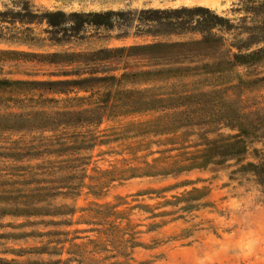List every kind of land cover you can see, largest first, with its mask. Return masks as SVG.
<instances>
[{"label":"rangeland","instance_id":"374dc122","mask_svg":"<svg viewBox=\"0 0 264 264\" xmlns=\"http://www.w3.org/2000/svg\"><path fill=\"white\" fill-rule=\"evenodd\" d=\"M245 2L246 0H0V12L7 13L15 22L4 25V30L0 33V52H12L7 57H0V80L38 82L33 88H26L33 89L29 90L31 95L28 97L36 100L42 96L58 100L54 110L86 108L85 103L68 101V98L88 96L82 89L104 92L164 85L153 81L144 85V77L138 74L159 70L168 60L183 57L200 63L207 62V56H218L215 53L218 49H207L206 45V49L171 55L164 49L147 50V46L190 42L210 35L222 37L227 48L233 44L232 34L219 28L206 31L201 22L209 17L207 13L183 10L207 9L236 24L245 16ZM176 10L183 12L169 13ZM55 12L65 14L66 18H46L47 13ZM73 14H100L104 16L99 19L103 24L80 26L75 18H67ZM251 19L256 20L259 27L257 32L260 34L264 29V15H248L246 22L249 27H253ZM62 21L63 25H60ZM48 22L58 25L52 26ZM246 33L247 31L242 34V38H249ZM91 53L97 55L95 65H91L87 58L69 57L70 54ZM222 55L224 54L220 56ZM68 60L76 62L68 65ZM64 72L77 73L79 77L63 76ZM262 78L264 62L217 74L172 80L167 85H179V89L182 86L185 90L208 91L215 86L218 89H229L242 80L246 83L240 84L239 88L226 90L230 100L240 97L248 107L263 108ZM116 80H119V83ZM58 92H66L67 95ZM8 98L9 95L0 93V114L20 112L6 102ZM152 116L153 114H131L104 118L98 128H94L102 143L90 152L82 154L89 157V160L87 166L83 167L85 178L79 196L65 199L57 196L53 201L59 204H75L76 208H86L91 204L114 205L116 211L122 214L120 220L115 219V223L122 229L123 240H128L121 249L127 256H118L117 261L129 260L133 264H264V187L252 183L254 179L250 175H231L234 162H229L221 168L194 171L179 177L122 180L129 174L127 168L138 164L131 159L127 146L141 139H123L121 133L128 124L143 122ZM77 128L80 134H86L93 129L84 125ZM220 132L230 133L226 129ZM259 135H264V130H261ZM54 136L53 132L35 129L0 131V176H3L0 178V186L8 188L7 181L12 174L29 176L33 167H47L49 161H56L53 165L57 168L71 166L70 163L62 162L68 157L57 158L45 150V146L52 145L53 141L49 139ZM145 140L154 142L157 139L154 137ZM149 147L151 152L159 148L154 144ZM253 150H258V153ZM137 156H143L147 161L158 157L157 154L149 156L148 150L140 151ZM244 159L248 162L264 163L263 137L249 142ZM12 167L14 171L9 169ZM103 171L113 172L102 176V194L94 196L90 194L87 186L96 183L92 178L98 177ZM9 173L11 175L8 176ZM72 173L70 169L62 168L55 180L42 177V183L49 185L55 181L59 185L76 184L78 180L71 178ZM14 177H11V180L24 181L23 187L33 186L28 185L33 182L29 178ZM230 177L234 180H230ZM184 182L192 184L182 186ZM165 188L170 189L159 197L156 193L144 195L149 190ZM193 188L208 189L207 198L193 203L207 205L183 212L181 209L191 204L190 200L198 195L189 196L185 198L186 202L180 203L173 198L185 195ZM138 193H142L141 196H136ZM162 212H169L170 215L151 218L152 214ZM80 216L87 218L90 213H77L74 219ZM19 222L21 220L10 218L0 220V224ZM162 223L164 225H161ZM152 224L160 227L152 232H145L148 226H154ZM74 228L80 230L87 226L78 225ZM5 232L13 231L9 228L0 229V233ZM131 240L141 246L130 250ZM37 245L33 239L18 242L2 240L0 258L14 259L13 255L2 253L4 250ZM103 255L104 253L97 257ZM111 261L114 260H108L107 263Z\"/></svg>","mask_w":264,"mask_h":264},{"label":"trees","instance_id":"16d2710c","mask_svg":"<svg viewBox=\"0 0 264 264\" xmlns=\"http://www.w3.org/2000/svg\"><path fill=\"white\" fill-rule=\"evenodd\" d=\"M244 6L245 16L241 17L236 24L207 9L183 10L207 13L209 17L201 22L204 25V30L211 31L219 28L225 33L232 34L233 44L226 48L222 37L216 38L209 35L207 38L190 42L147 46V50L164 49L171 55L194 49H206V45H208L207 49H218L215 52L218 56H207L209 57L207 62L200 63V61L183 57L168 60L166 64H162L163 68L159 70L138 74V76L144 77V85L150 84L151 81L164 85L139 89L121 88L104 92L82 89L81 91L88 93V96L68 98V101L85 103L86 108L77 110L57 108L54 110L53 107L58 104V100L46 99L42 96L36 100L28 97L31 95L29 90H33V86L38 82L0 80V93L9 95L10 98L6 102L20 110V112L0 114V131L35 129L55 133V136L49 139L53 141L52 145L45 146V150L57 158L68 157L62 162L70 163L71 166L62 168L70 169L73 172L72 176L70 175L71 178L78 180L76 184L59 185L55 181L50 182L52 184L49 185L43 184L42 177L55 180L58 171L62 169L53 165L56 161L47 162L49 165L47 167H43V165L33 167L29 176L7 174L18 179L29 178L33 182L28 185L33 186L23 187V180H11V177L7 181L8 188H5L4 185H2L3 188L0 186V220L4 218L21 220L16 224H0V229L9 228L13 231L0 233V241L18 242L33 239L38 245L4 250L2 253L11 254L14 259L0 258V264H133L129 260H116L118 256H127L121 249L124 248L123 246L128 240H123L122 229L115 223V219L120 220L122 214L116 211L114 205L91 204L86 208H76L75 204L54 202V198L57 196L64 199L79 196L85 178L83 167L87 166L89 160V157L82 154L90 152L96 145L102 143L94 128H98L106 117L153 114L149 120L128 124L121 133L123 139H141V141L127 146L131 159L138 164L129 166L127 168L129 174L122 180L142 177H179L192 171L221 168L229 162H234V170L231 175H250L254 179L252 183L264 187V163L248 162L244 159L249 149V142L255 138H264V135H259L260 131L264 130V107H248L240 97L231 101L226 91L239 88L240 84L246 82L239 80L237 85H233L229 89H218L215 86L208 91L185 90L182 86L179 89V85H167L172 80L180 81L193 76L217 74L264 62V29L259 34L257 32L259 27H257L255 19H251L250 22L253 27H249L246 22L248 15L255 17L264 15V0H246ZM183 11L176 10L169 13ZM55 17L66 18L65 14L60 12L46 14L47 19ZM103 17L100 14H73L67 18H75L78 20L76 21L78 25L84 26L102 25L103 23H100L99 19ZM14 23L7 13L0 12V33L4 30V25ZM48 23L52 26L58 25L53 22ZM60 25H63V21ZM245 31L249 38H242ZM0 39H2L1 34ZM10 53L12 52L2 51L0 57H7ZM221 54L224 55L220 56ZM96 56L95 53H91L89 55L70 54L69 57L87 58L91 65H95ZM74 62L76 61L68 60L66 64L70 65ZM164 66L167 67L164 68ZM62 75L79 77L77 73ZM116 81L119 83V80ZM261 81H264V78ZM27 87L32 88L26 89ZM58 93L67 95L66 92ZM81 125L93 129L86 134H80L77 127H81ZM223 129L230 133L222 134L220 131ZM154 137L157 139L154 142L145 140ZM153 144L159 148L151 152L149 146ZM147 150L149 156L157 154L158 157L147 161L143 156H137L140 151ZM253 151L258 153V150ZM173 152L176 153L169 155ZM9 169L14 171L13 167ZM112 172L103 171L99 173L98 177L92 178L96 183L87 186L90 194L100 196L104 188L101 178L103 175L112 174ZM2 177L0 176V178ZM186 184L190 185L192 182H184L182 186ZM168 189L170 188L149 190L144 195L156 193L159 197ZM207 192L206 188L200 190L193 188L185 195L173 199L180 203L186 202L185 198L189 196L198 195L190 200L189 203L192 205L188 204L181 209L183 212H190L207 205L206 203L193 204L203 200ZM141 194L138 193L136 196H141ZM83 212H89L90 216L87 218L80 216L78 219H74L77 213ZM168 215H170L169 212H162L152 214L151 218H163ZM78 225H85L87 228L75 229L74 226ZM152 225L154 226H148L145 232H152L160 227V225ZM87 234H93V236ZM133 241L129 244L130 250L141 246ZM103 253V256L97 257ZM128 258L131 260L130 256ZM112 259L114 261L107 263Z\"/></svg>","mask_w":264,"mask_h":264},{"label":"crops","instance_id":"0c3cea01","mask_svg":"<svg viewBox=\"0 0 264 264\" xmlns=\"http://www.w3.org/2000/svg\"><path fill=\"white\" fill-rule=\"evenodd\" d=\"M192 172H194V171H192ZM189 173H191V172H189ZM188 174V173H187ZM209 196V193H207V195H206V197L205 198H207Z\"/></svg>","mask_w":264,"mask_h":264}]
</instances>
